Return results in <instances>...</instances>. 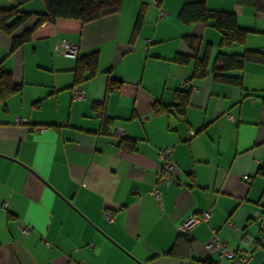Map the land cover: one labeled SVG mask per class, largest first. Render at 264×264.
<instances>
[{
	"label": "crops",
	"instance_id": "crops-1",
	"mask_svg": "<svg viewBox=\"0 0 264 264\" xmlns=\"http://www.w3.org/2000/svg\"><path fill=\"white\" fill-rule=\"evenodd\" d=\"M184 1L123 0L119 12L89 23L45 22L12 53L10 37L0 31L2 67L21 84L0 105V264H218L219 254L206 247L213 229L237 257L250 256L242 264L264 263V177L258 173L264 63H245L243 89L211 75L192 79V62L174 60L191 53L183 35H196L198 50L211 43V64L220 33L183 23L177 14ZM238 3L244 5L234 8L238 22L250 32L232 49L264 52V12ZM33 6L45 8L39 1ZM150 15L156 26L144 31L145 42L163 44L135 48ZM62 38L78 44L80 54L97 52L96 74L77 86L76 57L54 52ZM109 77L119 86L106 94ZM186 86L191 96L183 114L153 112L155 100L172 105L175 90ZM75 89L84 96H74ZM103 100L109 123L92 109ZM106 124L122 128L134 149L102 132ZM168 146L170 180L157 181L159 151ZM205 210L211 211L206 220L182 232L187 218Z\"/></svg>",
	"mask_w": 264,
	"mask_h": 264
},
{
	"label": "trees",
	"instance_id": "trees-1",
	"mask_svg": "<svg viewBox=\"0 0 264 264\" xmlns=\"http://www.w3.org/2000/svg\"><path fill=\"white\" fill-rule=\"evenodd\" d=\"M241 3H250L257 12H264V0H237ZM45 8L43 11L20 10L17 5L9 7L0 6V31L10 37L9 52H14L25 42L31 39L37 27L45 22L55 23L58 19H76L82 23H89L103 17L115 14L121 9L123 0H43ZM19 8V9H18ZM142 12L140 10L135 19L133 35L137 33L142 22ZM164 16H167L164 15ZM178 18L187 24L201 23L213 26L220 33L217 52L210 64L211 43L208 42L200 50L196 49L198 37L194 34H185L183 39L190 48L191 53H177L174 60L181 64L192 62V79L205 78L208 75L219 82L229 83L243 89L242 72L246 62L264 63V52L254 48L245 47L241 51H227L225 48H235L245 43L250 29L241 26L235 12L210 8L205 0H185L180 7ZM34 17L33 22L31 18ZM163 17V16H161ZM97 52L88 54L78 53L75 67L73 68V85L82 84L94 76L97 72ZM119 86V81L111 77L108 78L106 94L115 90ZM21 90V84L15 82L13 72L2 67L0 61V105L5 106L10 96ZM250 93L257 96L256 91ZM250 93H247L250 94ZM175 102L172 105L155 100L151 106L153 112H169L174 108V112L183 114L190 100L191 87L176 89ZM84 96V95H83ZM96 115L102 116L105 123L111 119L106 115L104 100L94 103L92 106ZM102 132L113 135L114 130H110L109 124L102 127ZM117 136V135H115ZM120 137L119 144L126 150L134 149V139ZM258 173L264 177V164L258 168ZM185 235L183 234V239ZM211 264L216 261L210 259Z\"/></svg>",
	"mask_w": 264,
	"mask_h": 264
},
{
	"label": "built area",
	"instance_id": "built-area-1",
	"mask_svg": "<svg viewBox=\"0 0 264 264\" xmlns=\"http://www.w3.org/2000/svg\"><path fill=\"white\" fill-rule=\"evenodd\" d=\"M166 11L163 9H160V16L166 15ZM58 51L60 53H63L65 56H70V57H76L77 54L79 53V45L70 42L66 39H62L60 41L59 49ZM184 84H188L185 82ZM74 96L80 98L83 97V93L81 89H75L74 90ZM22 119L17 118L16 121L19 122ZM114 134L117 136H122L124 134V131L122 128H116L114 130ZM171 153H172V147L168 146L163 148L162 150L159 151V158L161 160V165L160 169L158 171V176H157V181H169L170 180V175L172 171V161H171ZM153 193L155 194L156 198L159 200L160 199V192L155 186L153 188ZM211 215L210 210H205L201 212L199 215H194L190 216L187 218L184 223L180 226V229L182 232H186L189 230L192 226H194L196 223H198L200 220H206L209 216ZM106 218L111 219L110 213L106 212ZM30 227L26 224L23 225L21 231L23 233H26L29 231ZM206 247L209 250V252H217L219 256L221 257L219 260L218 264H223V262H226V264H242V263H247L249 262L250 256L249 255H244L241 257H237L235 252L228 249L226 243L218 236L217 231L215 229L212 230V236L211 239L208 243H206ZM223 261H222V260ZM264 264V263H263Z\"/></svg>",
	"mask_w": 264,
	"mask_h": 264
},
{
	"label": "rangeland",
	"instance_id": "rangeland-1",
	"mask_svg": "<svg viewBox=\"0 0 264 264\" xmlns=\"http://www.w3.org/2000/svg\"><path fill=\"white\" fill-rule=\"evenodd\" d=\"M38 2L39 1V3H43V0H26V1H24V0H21V3L20 2H18V0H0V6H2V7H9V6H11V5H17V7H19L20 8V10H34V11H36V10H38V11H41L42 9H37V8H35V6H33V4L35 3V2ZM220 2H218V0H213L212 2H211V4H213V5H220V6H223V8H220V9H223V10H228V11H232V12H235L236 13V11L234 10V8L235 7H241L242 8V6H244V5H242V4H240V3H238V2H236V0H219ZM43 5H44V3H43ZM209 7H210V5H209ZM18 8V9H19ZM33 8V9H32ZM146 8V7H145ZM211 8V7H210ZM43 9H44V7H43ZM160 9V7L158 8V12L160 11L159 10ZM240 15H242L241 13H240ZM151 16V15H150ZM241 17V16H240ZM151 18H153V16H151ZM157 17H154L153 19H147V20H145V17H144V23L142 24V26H143V29H142V32H140L139 33V35L138 36H136L137 37V39H134V42H133V45H134V47L136 48H138V46L140 45V44H142L143 45V48L144 49H147V47H156L157 45H161V44H163V43H153V44H147L146 42H145V35H144V31H148V30H154V27L156 26V19ZM241 26H244V27H246L245 26V24L243 25L242 23H241ZM215 31V30H214ZM162 32H164V30L162 29ZM146 33V32H145ZM158 33L160 34V27H159V30H158ZM135 37V38H136ZM62 39H66V38H62ZM61 39V40H62ZM60 40V41H61ZM66 40H68V39H66ZM54 41H55V39H54ZM68 41H70V40H68ZM169 41H172V40H169ZM169 41H166V43L168 42L169 43ZM70 42H72V41H70ZM32 45H34V44H32ZM59 45H60V42L56 45L57 47H56V49H55V51L54 52H56V54H58V55H64L63 53H60L59 51H58V49H59ZM241 48H243V47H240L239 49H241ZM26 49H27V51H26V53H27V55L28 56H30V57H32L33 58V52H32V50L30 49V46H28V44H26ZM232 49V48H231ZM238 49V48H237ZM237 49H232L231 51H237ZM238 49V50H239ZM138 52V51H137ZM139 52H140V50H139ZM151 52H154V51H151ZM217 52V49H215V52H214V55H215V53ZM230 52V51H229ZM39 55H40V53H38ZM44 55H47V54H44ZM214 55H213V57H214ZM29 57V58H30ZM134 57H138V56H134Z\"/></svg>",
	"mask_w": 264,
	"mask_h": 264
}]
</instances>
